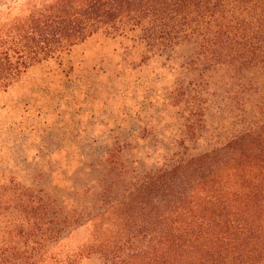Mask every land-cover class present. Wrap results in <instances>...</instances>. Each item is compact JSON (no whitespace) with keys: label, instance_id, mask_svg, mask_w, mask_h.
Wrapping results in <instances>:
<instances>
[{"label":"trees","instance_id":"1","mask_svg":"<svg viewBox=\"0 0 264 264\" xmlns=\"http://www.w3.org/2000/svg\"><path fill=\"white\" fill-rule=\"evenodd\" d=\"M8 19L0 264H264V0H54ZM59 121L71 141L47 151ZM30 163L46 190L15 174Z\"/></svg>","mask_w":264,"mask_h":264},{"label":"rangeland","instance_id":"2","mask_svg":"<svg viewBox=\"0 0 264 264\" xmlns=\"http://www.w3.org/2000/svg\"><path fill=\"white\" fill-rule=\"evenodd\" d=\"M46 2V5H50L51 3L54 2V0H0V16L4 17V19H13L17 17H24V16H29L32 11L35 9L39 8L41 4H44ZM8 19V20H9ZM180 54H186L188 55L189 52L187 50H181ZM9 96H4L2 99H0V111L2 110L3 106H8L10 105L13 101H18L17 97L15 99H12ZM137 129L136 126L133 124L130 125V130H135ZM45 131V130H44ZM65 130L62 129V122L59 121L51 127V129L48 128V130L45 132L43 136H41V142L40 145L46 146L47 151L52 150L53 148H61L63 146V142L65 144H68L71 140L69 136H65ZM102 136L100 137V141L98 142L99 144L96 146L97 148H94V152L97 153L98 155H102V145H103V140ZM76 147L78 146L79 149V156L82 157V152L89 150L91 152V146L90 144H85L83 140H77L75 143ZM36 149V147H35ZM37 151H39V147L37 146ZM11 152L14 153V156L12 157L16 164H22L26 161V155L23 150L19 147H14L11 149ZM90 157V158H89ZM88 155L85 157V160L88 161V163L85 164V169L87 170L90 168L89 162H96V158H92L91 156ZM30 167H33L32 170L28 171L27 173L24 171L22 173H15L19 176L21 181H23V185L26 187H29L34 193L37 191H44L45 189V183L43 182L46 178L44 169L40 165H31ZM29 167V168H30ZM2 172V171H0ZM94 169L88 173L85 172V170L81 169V171L77 172V175L83 176V180H87L88 182L95 180L98 182L102 176L99 175V173L96 171L95 173ZM12 172H9L7 174H10ZM26 173V174H25ZM44 178V179H43ZM83 264H102L100 260L97 257H93L90 260H84Z\"/></svg>","mask_w":264,"mask_h":264}]
</instances>
